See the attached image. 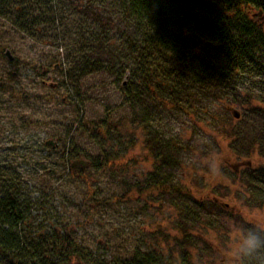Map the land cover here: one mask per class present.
<instances>
[{"label":"rangeland","instance_id":"374dc122","mask_svg":"<svg viewBox=\"0 0 264 264\" xmlns=\"http://www.w3.org/2000/svg\"><path fill=\"white\" fill-rule=\"evenodd\" d=\"M95 1L54 0L59 24L65 13L66 26L85 25V38L95 40L97 33L89 28L93 18L79 17ZM253 14L264 30V16ZM76 51H70L69 42L58 47L41 43L0 15V194L3 185L18 187L23 214L17 228L5 225L0 214V239L6 232L18 237L24 254L39 245L46 264H93L91 257L111 262L131 258L139 248L165 254L171 246L187 251L195 264H226L237 231L264 221V205L249 204L243 176L250 162L252 168L264 165V155H241V146L235 152L227 134L248 118V108L215 97L201 116L151 102L138 105V114L148 109L151 122H161L165 139L174 134L183 146L194 148L181 155L180 165L160 171L168 187L153 185L156 161L146 142L152 131L128 104L124 88L133 84L129 75L135 60L109 48L107 71L71 81L70 57ZM254 78L244 88L255 90ZM254 107L249 112L255 129ZM50 140L56 148L46 145ZM76 160L89 166L72 169ZM172 185L186 195L172 191ZM183 202L206 204L212 224L185 223ZM180 226L187 240H176L182 237ZM58 236L70 237L82 253L59 260Z\"/></svg>","mask_w":264,"mask_h":264},{"label":"trees","instance_id":"16d2710c","mask_svg":"<svg viewBox=\"0 0 264 264\" xmlns=\"http://www.w3.org/2000/svg\"><path fill=\"white\" fill-rule=\"evenodd\" d=\"M254 11L264 16V0H96L94 8L86 5L79 16L93 18L89 28L97 35L92 40L93 37L85 38V25L79 27L74 21L72 26H66L69 19L65 13L59 24L54 0H0V15L9 16L23 34L50 46H68L69 42L70 51L77 50L70 57L71 81L107 71L106 63L111 61L105 59L104 53L109 48H115L117 55L135 60L136 69L129 75L130 79L134 77L133 84L127 82L124 88L128 104L152 131L146 142L156 161L153 185L157 186H167L160 171L166 166L180 165L181 155L194 148L189 144L183 146V141L174 134L165 139L168 135L161 130V122L154 125L148 109L143 108L141 113L145 114H138V105L145 107L151 102L201 116L213 97L216 101L232 98L233 104L248 108V118L227 132L232 148L236 152L241 146L240 154L244 156L258 151L264 155V30L254 20ZM68 18L71 20V15ZM250 76L255 77L253 91L244 88ZM256 102L260 105L254 107ZM252 107V113L259 119L254 120L259 122L255 129L249 112ZM252 164L243 172L247 184L244 194L252 206H263L264 165L252 168ZM173 181L167 178L168 183ZM1 190L3 222L17 228L23 220L16 194L18 187L9 189L3 185ZM171 190L186 195L175 185ZM183 204L180 214L185 223L212 224L206 204ZM180 230L182 237L176 240H187V230L183 226ZM10 236L6 232L0 239V264H46V258L42 260L45 249L38 245L24 254L20 239ZM56 240L55 244L60 243L55 253L59 260L82 253L70 237L58 236ZM53 248L50 246L49 250ZM91 260L93 264H195L187 251L175 252L172 246L165 254L158 249L139 248L128 259L101 262L91 257Z\"/></svg>","mask_w":264,"mask_h":264},{"label":"clouds","instance_id":"9594fccd","mask_svg":"<svg viewBox=\"0 0 264 264\" xmlns=\"http://www.w3.org/2000/svg\"><path fill=\"white\" fill-rule=\"evenodd\" d=\"M226 264H264V221H257L255 227L237 231Z\"/></svg>","mask_w":264,"mask_h":264},{"label":"water","instance_id":"95a60500","mask_svg":"<svg viewBox=\"0 0 264 264\" xmlns=\"http://www.w3.org/2000/svg\"><path fill=\"white\" fill-rule=\"evenodd\" d=\"M125 86H126V83H125ZM234 117L236 119H239L240 118V114L238 112H234ZM47 146H51L52 148H56L57 147V143L50 140V141H47L46 143ZM89 166V162L86 161V160H76L74 161L72 164H71V168L72 169H81V170H84L86 169L87 167Z\"/></svg>","mask_w":264,"mask_h":264}]
</instances>
